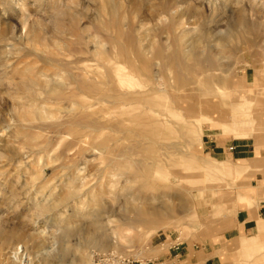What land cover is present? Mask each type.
I'll use <instances>...</instances> for the list:
<instances>
[{
    "label": "rangeland",
    "instance_id": "1",
    "mask_svg": "<svg viewBox=\"0 0 264 264\" xmlns=\"http://www.w3.org/2000/svg\"><path fill=\"white\" fill-rule=\"evenodd\" d=\"M259 202L264 0H0V264H264Z\"/></svg>",
    "mask_w": 264,
    "mask_h": 264
},
{
    "label": "crops",
    "instance_id": "2",
    "mask_svg": "<svg viewBox=\"0 0 264 264\" xmlns=\"http://www.w3.org/2000/svg\"><path fill=\"white\" fill-rule=\"evenodd\" d=\"M258 221H261L264 225V202H259L253 207L241 206L235 214L236 232L253 230L251 232L253 234Z\"/></svg>",
    "mask_w": 264,
    "mask_h": 264
}]
</instances>
